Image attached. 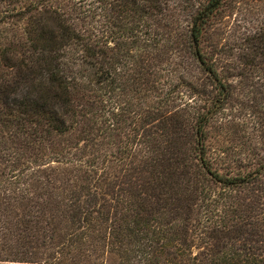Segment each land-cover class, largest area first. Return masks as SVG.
<instances>
[{"label": "trees", "instance_id": "1", "mask_svg": "<svg viewBox=\"0 0 264 264\" xmlns=\"http://www.w3.org/2000/svg\"><path fill=\"white\" fill-rule=\"evenodd\" d=\"M235 1L0 0V264H264V153L210 144L233 69L264 109Z\"/></svg>", "mask_w": 264, "mask_h": 264}, {"label": "rangeland", "instance_id": "2", "mask_svg": "<svg viewBox=\"0 0 264 264\" xmlns=\"http://www.w3.org/2000/svg\"><path fill=\"white\" fill-rule=\"evenodd\" d=\"M263 15L264 0H236L235 9L229 10L223 21L225 26L228 25V32L236 36L260 25ZM233 53L232 62H235V46ZM232 76L234 99L220 113V122L212 127L210 144L226 150L227 155L229 153L226 162L232 164L235 161L236 166L241 161L242 164L249 163L255 153H264V109L255 103L251 106V87L235 77V69Z\"/></svg>", "mask_w": 264, "mask_h": 264}]
</instances>
